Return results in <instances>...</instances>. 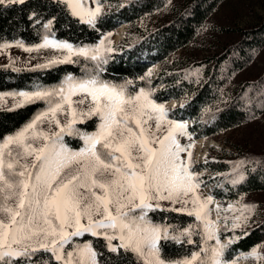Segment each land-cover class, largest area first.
<instances>
[{
    "label": "snow or ice",
    "instance_id": "6c2138e0",
    "mask_svg": "<svg viewBox=\"0 0 264 264\" xmlns=\"http://www.w3.org/2000/svg\"><path fill=\"white\" fill-rule=\"evenodd\" d=\"M27 2L0 0V6ZM54 2L93 28L103 15L101 0H92L94 8L86 6L87 0ZM36 15L31 13L29 20ZM54 19L43 23L46 31L41 43L26 46L18 40L14 45L0 44V49L15 46L33 52L51 48L59 50L60 56L31 68L15 67L11 60L3 67L14 72L35 71L80 63L79 57L94 63L83 66V76L68 74L52 88L0 93V101L9 96L13 99L8 111L37 101L47 104L23 128L0 138V264H104L103 253L93 240L76 242L85 234L102 239L109 254H132L136 264H229L223 259L224 250L240 237L221 243L216 228L219 216L217 221L209 219L213 197L198 195L202 181L191 170V153L187 160L181 156L193 147L178 139L189 136L191 140L186 123L169 119L164 105L151 98V91H129L131 80L123 84L103 80L107 54L115 51L111 42L102 39L95 46H74L57 40L51 31ZM60 113L66 116L63 123L57 118ZM92 118L98 121L95 131L82 132L76 127ZM45 122L55 124L57 130L40 128ZM65 135L78 136L83 147L70 149ZM237 168L239 163L233 169L234 185L245 179ZM161 201L180 207L164 209ZM234 207L229 204L227 210ZM253 208L240 205V215L232 218L233 230L247 224ZM156 209L186 212L200 221L199 251L177 260L162 258L161 241L191 245L196 233L191 225L173 232L170 226L153 223L148 213ZM221 210L216 205L218 214ZM213 239L216 243L209 246L207 242ZM247 255L264 260L256 247Z\"/></svg>",
    "mask_w": 264,
    "mask_h": 264
},
{
    "label": "trees",
    "instance_id": "16d2710c",
    "mask_svg": "<svg viewBox=\"0 0 264 264\" xmlns=\"http://www.w3.org/2000/svg\"><path fill=\"white\" fill-rule=\"evenodd\" d=\"M221 1L107 0L103 15L93 28L72 17L64 6L54 0H28L24 5L0 6V44L18 40L26 46L39 44L46 31L43 23L53 17L51 31L55 33L54 38L68 41L74 46L94 45L109 38L120 22H126L127 29L115 44V51L107 54L109 60L103 65L105 72L101 74L102 79L116 84L131 80L133 83L128 86L129 91L146 88L151 91V98L159 104L168 102L170 98H182L178 105L166 109L168 118L179 122L189 120L187 130L194 139L213 138L264 112V68L255 78L234 80L235 75L264 46V18L252 27L237 29V39L219 52L199 57L194 52L212 47L210 37L216 30V24L211 21L210 15ZM33 12L37 15L30 21L28 17ZM155 13L158 15L150 25L144 22L146 17ZM208 29L211 32L206 35ZM78 59L80 63L35 71L14 72L0 65V93L32 91L37 86L55 87L68 74L81 77L84 75L83 66L87 63L92 67L94 62L85 61L83 57ZM156 62L159 69L151 79L149 69ZM157 81L161 82L158 87ZM44 104L37 101L13 111L0 109V138L23 128L45 109ZM94 122L95 118H92L77 125L86 129L83 131H88ZM64 142L70 149L79 147L77 137L65 135ZM209 150L200 163L191 164V170L207 171L206 175H200L201 181L211 185L210 193L218 199L222 209L219 212L222 225L217 228L219 239L226 238L224 244H227L230 238L240 237L224 250L223 259L231 264L236 253H248L264 238V211H257L255 205L248 214L247 224L243 225L247 229L233 230L231 226L233 216L240 215L237 209L245 204L241 199L245 198L246 203L251 205V200L246 197L251 193L264 192V152H254L232 144L228 149L221 146L209 147ZM238 163L236 171L243 172L245 179L234 185L231 180L235 178L233 169ZM229 204L235 206L233 210H227ZM148 216L155 224L170 226L173 232L191 225L196 233L192 236L195 243L191 245L172 240L161 241L162 258L177 260L189 256L192 251H199L203 230L201 222L194 216L161 209L150 211ZM225 216L228 217L227 222ZM245 232L248 233L246 236ZM82 238L94 241L97 251L103 253L101 260L104 264H136V258L130 253L122 252L120 256L109 254L102 239L89 234ZM210 243L213 240H209L208 245Z\"/></svg>",
    "mask_w": 264,
    "mask_h": 264
},
{
    "label": "rangeland",
    "instance_id": "374dc122",
    "mask_svg": "<svg viewBox=\"0 0 264 264\" xmlns=\"http://www.w3.org/2000/svg\"><path fill=\"white\" fill-rule=\"evenodd\" d=\"M101 4L103 5V10L105 6L108 4L107 0H101ZM86 6L88 7H95V4L92 3V0H87ZM158 13H155L154 16H148L144 20L148 25H150L153 20L157 17ZM264 18V0H223L221 1L213 13L210 15V19L213 23L216 24V30L214 31L213 35L210 37V41L212 42V47L208 50H202V51H196L198 57L202 54H210L215 51H220L222 48L230 44L231 42L235 41L237 39V33L236 30L243 28V27H252L260 22V20ZM123 27L122 35L115 39L116 34L119 30H121ZM127 29L126 22H120L119 25L113 30L112 35L107 38L106 40L111 42L112 47H115V44L123 37L125 31ZM211 32L210 29L206 31V35ZM101 41V40H100ZM98 41L94 45H86V46H95L100 43ZM42 42V40H41ZM40 42V43H41ZM14 45L15 43H9ZM32 46V45H31ZM61 52L56 49H40L39 51H33V52H26L22 48L19 47H9L7 49H0V65H7L9 64L10 60L14 61L15 67H24V68H31L34 67L37 64L44 63L47 59L51 58L52 56H60ZM159 69V64L156 62ZM154 64V63H153ZM153 64H151L149 72L152 78V73L154 71ZM264 68V46L260 48L255 55L251 58V60L246 64V66L239 71L235 77L234 80H242V79H250L257 77ZM161 85V82L157 81V86ZM52 88V87H48ZM141 89V88H140ZM147 90L146 88H144ZM136 91H139L137 89ZM135 91V92H136ZM1 93H9V92H1ZM79 97H74L73 99H78ZM174 100L172 105H169L170 100ZM170 100L166 103H164L165 109L171 108L175 105H178L182 100V98L175 99L170 98ZM43 104L45 101H42ZM13 105V99L12 97H5L3 101H0V109L2 108H11ZM45 109L47 108V104H44ZM80 107H85L84 105ZM44 109V110H45ZM62 123L65 122L66 116L63 113L58 114L57 117ZM186 123L188 126L189 120L182 121ZM98 123L97 119L95 118V122L93 124V127L91 130H86L84 127H81L80 125H76L77 128L80 129L82 132H92L95 131L96 124ZM81 124V123H78ZM40 128L47 132L55 131L57 130L55 128V124L49 125L47 122L39 125ZM188 132V130H187ZM68 136V135H67ZM191 136V135H190ZM77 137L79 139V147L72 150H79L81 147H83V141L78 136H72ZM199 138H204L206 141L213 140L214 143H210L205 145V147L201 150V153L197 155V148H196V140ZM178 139L181 141L182 144L187 145L188 143H192L193 147L189 149L188 151L181 153V156L185 158L186 160L189 158L188 153H191V164L195 165L197 163H200L204 155L209 150V147L212 148H219L223 147L225 149L230 148L231 144L233 145H240L242 147H246V149L254 151V152H264V112L261 113L256 118L250 120L247 123H244L238 127H235L233 129L225 130L218 135L211 137H198L194 139L191 136V140L189 139V136H178ZM195 173L200 175L207 174V171L205 169H197L194 171ZM207 179V178H206ZM201 180V178H200ZM211 185L201 183L200 187L197 189L198 195H200L202 198L207 196H212L210 193ZM212 203L209 205V208L211 209L209 214V219L212 221H217V219H214L213 217V211H216V205H218V199L214 196ZM246 199L251 200L249 204L257 206V211L260 212V210L264 211V192H255L249 194ZM242 201L246 200L241 199ZM216 204L214 205V203ZM162 208H170V207H180L179 204L172 205L168 201H161ZM244 203V202H243ZM188 207H191L189 204ZM217 212V211H216ZM186 213V212H183ZM259 214H256L258 216ZM219 216V214H218ZM202 230H203V224ZM222 225L221 220L219 219L216 228ZM239 228L247 229L246 227L242 226ZM90 235V234H89ZM85 238H76V242H83ZM226 238H223L220 240L221 243H225ZM208 243V242H207ZM216 243L215 239H213V243H210L209 246H212ZM254 247L257 248V250L264 255V238L257 243ZM253 247V248H254ZM252 248V249H253ZM251 249V250H252ZM251 250L248 252L250 253ZM242 253H236L234 256V259L232 262H235V264L240 263L241 261H245V264H261L264 263V260H257L255 257L248 256L247 254ZM182 259V258H181ZM232 264V263H231Z\"/></svg>",
    "mask_w": 264,
    "mask_h": 264
},
{
    "label": "bare ground",
    "instance_id": "6f19581e",
    "mask_svg": "<svg viewBox=\"0 0 264 264\" xmlns=\"http://www.w3.org/2000/svg\"><path fill=\"white\" fill-rule=\"evenodd\" d=\"M122 32H123V27L121 30L118 31V33L115 36V39L119 38L122 35ZM153 67H154V71H155V70H157L158 65L154 64ZM173 101L174 100L171 99L170 103H168V104L172 105ZM206 143L207 144H210V143L213 144L214 141L213 140L206 141V139H204V138H199L196 140L195 144H196V148H197V155L201 153V150L205 147ZM215 204H216V202L214 203V205ZM213 217H214V219L218 218V213L215 210L213 211ZM245 263H246L245 261H241L240 263H237V264H245Z\"/></svg>",
    "mask_w": 264,
    "mask_h": 264
}]
</instances>
